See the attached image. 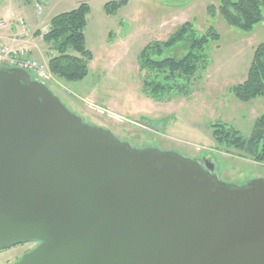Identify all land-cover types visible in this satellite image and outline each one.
Here are the masks:
<instances>
[{
  "label": "water",
  "instance_id": "1",
  "mask_svg": "<svg viewBox=\"0 0 264 264\" xmlns=\"http://www.w3.org/2000/svg\"><path fill=\"white\" fill-rule=\"evenodd\" d=\"M201 160L134 148L0 68V251L38 242L14 264H264V178Z\"/></svg>",
  "mask_w": 264,
  "mask_h": 264
},
{
  "label": "rangeland",
  "instance_id": "2",
  "mask_svg": "<svg viewBox=\"0 0 264 264\" xmlns=\"http://www.w3.org/2000/svg\"><path fill=\"white\" fill-rule=\"evenodd\" d=\"M24 1L20 6L19 0H0V32L12 26L21 31L24 20L33 35L36 25L32 21L37 15L52 16L71 8L55 6V0L47 8L41 0ZM108 1L112 0H87L92 10L85 30L86 46L94 59L85 79L68 81L54 75L48 62L56 51L50 47V53L34 57L48 64L53 78L46 84L52 92L86 123L113 131L134 148L171 150L198 160L208 157L218 178L227 184L241 186L263 179L264 162L240 148L219 145L209 123L224 122L250 137L256 120L264 114V96L244 102L230 90L246 79L254 49L264 40V21L252 32L232 27L218 12L209 10L218 8L221 0H128L115 13L106 14ZM188 21L194 22L199 32L214 26L221 39L209 44L210 65L192 79L189 96L156 101L143 91L142 80L148 73L140 69V52L149 43L166 41ZM49 24L50 19L45 26ZM36 33L33 36L37 37ZM36 41L44 43L40 38ZM188 47L185 41L178 43L166 49L164 56L181 57ZM32 246L26 242L0 251V264H14Z\"/></svg>",
  "mask_w": 264,
  "mask_h": 264
},
{
  "label": "trees",
  "instance_id": "3",
  "mask_svg": "<svg viewBox=\"0 0 264 264\" xmlns=\"http://www.w3.org/2000/svg\"><path fill=\"white\" fill-rule=\"evenodd\" d=\"M106 3V14H113L129 2L112 0ZM91 10L90 4L83 2L71 11L54 15L49 30L43 34V40L56 51L48 63L53 74L60 79L83 80L89 74L94 53L86 46L85 30ZM209 10L218 12L227 24L243 32H252L257 24L264 21V0H221L218 8L211 6ZM36 34L39 36L41 32ZM220 39L221 33L214 26L199 32L196 24L188 21L180 25L166 41H154L144 46L138 58L141 71L148 73L142 80L144 93L156 101L175 95L189 96L192 93V79L210 65L209 44ZM184 41L189 47L183 56H164L166 49ZM253 54L246 79L230 89L236 99L244 102L264 96V40ZM255 123L250 137L241 135L239 129L221 121L209 123V128L219 145L240 148L263 163L264 114Z\"/></svg>",
  "mask_w": 264,
  "mask_h": 264
},
{
  "label": "crops",
  "instance_id": "4",
  "mask_svg": "<svg viewBox=\"0 0 264 264\" xmlns=\"http://www.w3.org/2000/svg\"><path fill=\"white\" fill-rule=\"evenodd\" d=\"M52 1L53 0H41V2L44 3L45 8H47L48 6L46 5H49L50 2L52 3ZM10 2H14V0H10ZM83 2H87V0H55L54 5L58 7H71V8H67L66 10L61 11V12H65V11H71L73 8L78 7ZM19 3L21 4L20 6H22V4L23 5L25 4V1L19 0ZM72 4H75V5H72ZM53 16L54 15L52 16L46 15L45 17V13L37 15L36 20L32 21V23L36 25V30L33 33V35H35L36 32H39L40 30H42L40 29V26H45V23H47L49 19L51 21ZM24 23H25V28H24L25 30L23 29L24 31L14 30L13 26L10 29L4 30V32L1 31L0 32V42L12 48H16V47L30 48V53L33 57H37L40 54L43 55L45 52L50 53V51H48L49 46L47 45L45 40H43V34L49 30L50 24L49 26H45L44 30L41 31V34L39 36L35 37L31 33H29L28 28L26 29L27 24L26 22ZM39 38L42 41H44L43 45L40 41L39 42L36 41Z\"/></svg>",
  "mask_w": 264,
  "mask_h": 264
},
{
  "label": "built area",
  "instance_id": "5",
  "mask_svg": "<svg viewBox=\"0 0 264 264\" xmlns=\"http://www.w3.org/2000/svg\"><path fill=\"white\" fill-rule=\"evenodd\" d=\"M24 26V22L21 21ZM22 67L34 75L35 80L39 82L52 81L53 75L50 74L48 64L39 61L31 56L30 48L16 47L12 48L0 42V67Z\"/></svg>",
  "mask_w": 264,
  "mask_h": 264
},
{
  "label": "flooded vegetation",
  "instance_id": "6",
  "mask_svg": "<svg viewBox=\"0 0 264 264\" xmlns=\"http://www.w3.org/2000/svg\"><path fill=\"white\" fill-rule=\"evenodd\" d=\"M202 159H203V158H202ZM202 163H203V161H202ZM32 243H33V246L31 247V249H33V247H35L36 244H37L38 242L36 241V242H32ZM26 252H27V251H26ZM26 252H25V253H26ZM20 258H21V257H20ZM20 258H19V259H20ZM19 259H18V260H19ZM18 260H17V261H18ZM17 261H16V262H17Z\"/></svg>",
  "mask_w": 264,
  "mask_h": 264
}]
</instances>
